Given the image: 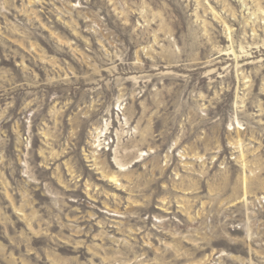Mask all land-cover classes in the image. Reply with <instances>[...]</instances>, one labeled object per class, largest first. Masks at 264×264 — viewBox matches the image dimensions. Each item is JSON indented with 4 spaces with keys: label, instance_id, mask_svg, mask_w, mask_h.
<instances>
[{
    "label": "rangeland",
    "instance_id": "374dc122",
    "mask_svg": "<svg viewBox=\"0 0 264 264\" xmlns=\"http://www.w3.org/2000/svg\"><path fill=\"white\" fill-rule=\"evenodd\" d=\"M0 264H264V0H0Z\"/></svg>",
    "mask_w": 264,
    "mask_h": 264
}]
</instances>
